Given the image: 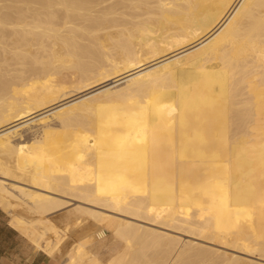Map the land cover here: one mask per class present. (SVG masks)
Here are the masks:
<instances>
[{"label":"bare ground","instance_id":"1","mask_svg":"<svg viewBox=\"0 0 264 264\" xmlns=\"http://www.w3.org/2000/svg\"><path fill=\"white\" fill-rule=\"evenodd\" d=\"M44 111L82 138L21 149L11 127ZM0 192L39 218L76 201L96 234L69 264H264V0H0Z\"/></svg>","mask_w":264,"mask_h":264},{"label":"rangeland","instance_id":"2","mask_svg":"<svg viewBox=\"0 0 264 264\" xmlns=\"http://www.w3.org/2000/svg\"><path fill=\"white\" fill-rule=\"evenodd\" d=\"M189 50H192V49L188 48V49L183 50L181 52H179L180 50H178V53L177 52H173V53L171 52V53H167L168 55L163 54V56L161 55L162 58L165 55H167V56H165L163 59L161 58V56L156 58L157 61L156 60L152 61V64L149 67L159 64L160 63L159 60H161V62H163V61L168 60V57L171 59L173 57L180 56L182 54H186L189 52ZM173 54H174V56H173ZM159 58H161V59H159ZM156 62H157V64H156ZM111 80H113V78ZM119 81H117V82L114 81L115 82L114 83V82L110 81V79H107V82L106 81L102 82L103 85H105L107 83L108 86L111 87L110 91H109L110 93H108L107 95L103 94V95L96 97L95 101L101 102L103 100H106V99H108V96H110L111 94L114 93L115 90L123 87L124 82H122L121 80H119ZM101 85H99V86H101ZM99 86L97 85V86L90 88V89L93 90ZM87 91H89V90H87ZM109 99H111V98H109ZM72 101H73V99H72ZM109 104H110V107H108V108L113 109L114 108L113 106H115V103L109 102ZM63 114L65 115V117H67V120L66 119L65 120L68 123H70L71 125H73L72 127L81 128L82 125L86 124V121L84 120V118L77 116L74 113L65 112ZM49 126L56 129V130L64 132L66 134V136L69 138H82L78 131H76V132L70 131L71 127H68L67 125H65V122H63V120L60 118V116L56 115L52 111H44V112H42V114H39L38 116L34 117L30 123L24 124L21 122V123H18L17 125L12 126L11 128L13 130L12 131L13 133L10 134V139L14 143H16L21 149L25 150V148H27L28 144H30V142L33 140L34 136L39 134L40 133L39 131H41L42 129H44L45 127H49ZM69 152H71V151H64L63 153L60 154V158H62L64 164H67V163H65V160H64L65 158L70 159L73 156ZM1 159H2V161L8 162V164H10L7 157H1ZM72 161H74L75 163L81 162L78 159H72ZM75 170L80 171V172H84L80 168H76ZM73 203L75 204L76 201L71 200V202L68 203L65 207L55 211L54 213H52L50 215V218L52 219L53 223L57 227H60V230H58V228H56L54 225H52L50 220H49V236L47 237L48 238L47 245H49V254L50 255L56 253L54 250V247L58 243L59 239L61 238V236L63 234L61 228H64L66 225H68L66 227H67V229L68 228L69 229L67 230L66 238L64 240V243L62 244V250H60V254H57V256L62 258V259H64V256L66 255V250L70 246L71 242H73V240H75L78 236H80L82 234L88 235L89 232H90V234H96V227L94 226V220L90 219L91 217H87V219H86V217L84 216L85 217L84 222H81L80 226H76V225L74 226L75 215L73 213L69 212V210L72 209V207L74 206ZM44 219L46 220L47 217ZM88 219H90V220H88ZM67 220H71V221H67ZM82 221H83V219H82ZM69 222H71L72 225ZM150 226H152V225H150ZM104 232L105 233L102 237V241L99 240L97 242V240H96V242L91 244V247H90L92 253H95L101 260L107 259V257L109 256L110 248L113 244V240L109 236V231L105 230ZM172 233H175L176 235H179V237H181L180 238V247L181 248H188V246H189L188 241L191 239L194 242L197 241L200 243H205L202 240L196 239L194 237H190V235L188 236V234H186V233L184 234L183 232L178 231V230H173ZM227 241H229V240H227ZM221 242H222V239L220 237L216 238V244L217 245L221 246L222 245V244H220ZM205 244H208V243H205ZM212 246H213V244H212ZM217 247H219V246H217ZM219 250L227 251V254H230L233 252L236 255H240L243 257H249L251 259L256 260V258H254L252 256H246L242 253L235 252V251L231 250L228 246L224 247V245H223V249L221 246V247H219ZM64 253H65V255H64ZM217 262H219L218 264H225L227 261L226 260L222 261V259H219V260H217ZM199 264H206V263L202 261Z\"/></svg>","mask_w":264,"mask_h":264},{"label":"crops","instance_id":"3","mask_svg":"<svg viewBox=\"0 0 264 264\" xmlns=\"http://www.w3.org/2000/svg\"><path fill=\"white\" fill-rule=\"evenodd\" d=\"M13 199L0 192V264H69L72 254L68 251L66 255L64 253V259L58 257V243L54 247L56 253L49 254V220L60 230L50 218L51 214L47 213L48 220L44 219L46 217L39 218L22 206L21 209L18 205L16 208L13 203L17 202ZM80 237L83 235L76 239ZM65 238L61 242V250Z\"/></svg>","mask_w":264,"mask_h":264}]
</instances>
